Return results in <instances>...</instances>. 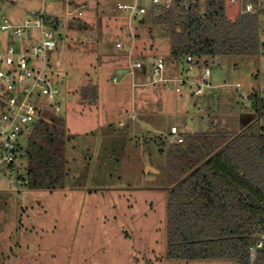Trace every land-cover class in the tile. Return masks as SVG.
<instances>
[{
  "label": "rangeland",
  "instance_id": "1",
  "mask_svg": "<svg viewBox=\"0 0 264 264\" xmlns=\"http://www.w3.org/2000/svg\"><path fill=\"white\" fill-rule=\"evenodd\" d=\"M88 1L80 16L65 0H0L2 17L12 23H22L42 9L63 20V38L49 53L47 66L59 93L53 99L44 96L41 105L44 112L62 115L67 130L64 188L31 189L10 183L8 176L0 178V264H236L227 259L166 257V154L177 143L170 139L173 124L179 125L185 137V123L198 131H236L260 119L242 96L264 87V54L227 56L215 64L212 84L226 85L214 90L215 100L209 106L193 96L189 86L177 92L176 83L170 88L162 82L148 83L141 68H131L141 51L136 48L129 55L133 33L138 40L144 38L139 46L148 48L153 42L157 49L150 47L139 54L167 52L168 43L159 29L162 26L147 14L145 26L139 23L140 18L131 19L129 26V14L119 12V28L115 33L107 31L103 16L107 13H101L99 21L95 16L94 22L90 19L93 7L97 1L107 6L120 0ZM140 1L150 5V0ZM237 7L230 3V15ZM26 38L27 46L40 42L39 30L29 29ZM117 38L125 43L127 53L115 50ZM23 41L12 38V29L0 30L4 46L21 49ZM98 46L111 53L101 57ZM109 57L129 72L110 75L103 67ZM165 63L172 76L182 71L181 62L170 55ZM89 78L100 88L96 105L82 102L77 90ZM235 83H240L241 89ZM23 144L26 149L27 140L23 139ZM20 161L27 164V158Z\"/></svg>",
  "mask_w": 264,
  "mask_h": 264
},
{
  "label": "trees",
  "instance_id": "2",
  "mask_svg": "<svg viewBox=\"0 0 264 264\" xmlns=\"http://www.w3.org/2000/svg\"><path fill=\"white\" fill-rule=\"evenodd\" d=\"M230 15L228 0H207L183 18L154 19L163 27L170 55L183 65L188 55L201 64L214 57L259 56L263 51L264 0ZM262 3V4H261ZM45 20L54 26V20ZM52 20V21H51ZM167 54V55H166ZM96 103V86L82 89ZM64 118L43 112L27 139L25 167L31 189L65 187ZM170 186L166 218V257L178 260L227 259L264 264V246L252 247L264 229V126L256 118L239 130L187 131L167 153Z\"/></svg>",
  "mask_w": 264,
  "mask_h": 264
},
{
  "label": "built area",
  "instance_id": "3",
  "mask_svg": "<svg viewBox=\"0 0 264 264\" xmlns=\"http://www.w3.org/2000/svg\"><path fill=\"white\" fill-rule=\"evenodd\" d=\"M207 0H150V6L141 3L140 0L131 2L121 1L116 3V9L125 11L130 18L141 17L151 13L153 18L174 14L178 19L188 14L195 8H203ZM231 4H238L242 13H251L256 9L254 0H228ZM262 4V3H261ZM264 6V4L262 5ZM84 4L79 5V15H82ZM31 18L22 23H12L8 18L0 16L4 24L0 23V30L12 29V38H20L24 44L21 49L13 45L0 44V178L8 176L10 183L27 185L28 179L22 158H25L23 139L27 140L34 125L45 111L41 105L44 96L55 98L59 88L55 86L47 74L49 53L59 43L54 29L45 20L44 9L31 14ZM29 29H37L40 34V42L26 45V34ZM264 54V33L261 36ZM118 48L124 49L125 45L117 43ZM131 52V51H130ZM151 77L150 83L162 82L166 88H170L174 82L175 90L181 92L185 86L190 87L194 96H202L206 90L222 87L225 83L214 85L211 77L215 63L210 59L199 64L193 55L184 59L182 71L179 75L168 77L165 75V58L163 55H155L150 58ZM145 60L136 59L131 62V68H141ZM201 65V66H200ZM199 69L198 76L194 72ZM133 73V70H131ZM237 89H241L240 83H235ZM242 101L248 106L251 103L256 114L260 117L264 126V87L252 90L242 96ZM48 109V108H47ZM60 111V106H55ZM170 139L173 142L182 143L185 137L177 126L170 129ZM264 246V229L251 252Z\"/></svg>",
  "mask_w": 264,
  "mask_h": 264
},
{
  "label": "crops",
  "instance_id": "4",
  "mask_svg": "<svg viewBox=\"0 0 264 264\" xmlns=\"http://www.w3.org/2000/svg\"><path fill=\"white\" fill-rule=\"evenodd\" d=\"M11 2H15V0H10ZM65 2H67L68 3V5L69 6H72L73 5V8L75 9L74 10V12L75 11H77V10H81L80 8H78L79 7V5H81V4H84L85 5V7L83 8V9H85V8H87L88 6H89V1L88 0H80L79 1V3H76V0H65ZM118 2H121V0L120 1H117L116 3H118ZM123 2V1H122ZM125 2H131V1H126L125 0ZM116 3L114 2V3H111V2H108L106 5L107 6H105V4H103V5H101L100 4V2L99 1H97V7H93L94 9H93V15H90V19L92 20V21H96V17H97V20L99 21V19H98V17H100V15H101V13H104V12H106L107 13V15H104L103 14V16H105V19H104V23H105V25L107 26V31H111V32H116V30H117V28H119V24H121V21H120V18L122 17V14H120L119 12H125V11H120V10H117L116 9ZM150 6V5H149ZM148 6V7H149ZM82 9V15H84V10ZM108 10V11H107ZM110 10H111V12H110ZM69 12H71V11H69ZM125 13H127V12H125ZM47 14V16H49L50 18H52V20H54V26H52L51 25V27L54 29V31H55V33L56 32H59V36H60V38L58 37V40H59V43H58V46L60 45V39L61 38H63L62 37V33H61V30H60V28H63L64 27V22H63V20L61 19V17L60 16H58V15H54V14H48V13H46ZM120 14V15H119ZM82 15H80V16H82ZM128 15V14H127ZM147 15H149V17H150V19H151V21L154 23V19L155 18H153L152 17V15H151V13H150V11H149V13L147 14ZM0 16H3V14H2V12H0ZM96 16V17H95ZM102 16V15H101ZM129 17V26H130V21H131V19H133V18H140V20H139V23H141L142 25H146V22H148L147 21V18L148 17H146V15H144V16H141V17H133V18H130V15L128 16ZM16 19V18H15ZM16 20H18V19H16ZM51 20V21H52ZM100 21H101V19H100ZM18 23V22H17ZM144 25V26H145ZM159 25V24H158ZM150 26V25H149ZM161 26V25H160ZM115 29H114V28ZM151 27H154V26H151ZM157 27H159V26H157ZM159 29H160V33H162V38H165V40H166V42L168 43V39H167V37H166V34L164 33V30H163V27H159ZM119 30V29H118ZM100 32V31H99ZM134 35H133V43H132V45H131V49L129 50V55L131 56V55H133V51L137 48V49H139V50H141L140 52H138V53H136L138 56L137 57H135L136 59H142V60H145V64L143 65V67H141V70H140V72L141 73H143V75L145 76V79H146V81L148 82V83H150V77H151V63L149 62V61H151L150 60V58L152 57V56H155V55H163L164 56V54H162V53H153V52H151V51H148L147 53H145V55H142V54H139V53H141L142 51H144V50H149V48L151 47L152 49H154V44H153V42H151L150 43V45H148V48H143L141 45L139 46L138 45V43H139V41H140V39H144V38H140L139 37V40H138V37H137V35H136V33H133ZM56 35H57V33H56ZM115 36H117L116 34H114ZM140 35V34H139ZM118 42H121V43H123L124 45H125V43L121 40V39H119V38H117L116 40H115V43H114V45H115V50L118 52V53H122V54H124V53H127L128 52V50H127V47H126V45H125V47H124V49H122V48H118L117 47V43ZM142 47V48H141ZM150 48V49H151ZM154 50H157L156 48L154 49ZM131 51V52H130ZM98 53H99V55L101 56V57H103V56H106V54L107 55H109L110 53H111V51H110V49L109 50H107L106 49V47H104V46H100V48H99V46H98ZM142 57V58H141ZM164 58L166 59V57L164 56ZM111 60V61H110ZM107 62H108V64H106V62H105V64H104V68H105V70H106V68L110 71V75H113V76H115L117 73H119V74H122V76H124V74H127L128 72H129V69H128V67H126V66H123L121 63H119V61H117L115 58L113 59V58H107ZM148 63H149V66H148ZM202 65V64H201ZM200 65V66H201ZM181 66H182V63H181ZM116 73V74H115ZM165 75H168V77H174V76H177V75H179V74H177V75H174V76H172V75H170V73H169V71L166 69V63H165ZM199 73H200V70L199 69H197L195 72H194V76H198L199 75ZM115 79L117 78V77H114ZM94 80V79H93ZM93 80L91 79V78H89V81H87V82H85V83H82L79 87H78V92H79V95H80V99H81V101L82 102H84L85 104H87V105H96L97 104V102L96 103H93V104H91V103H87L85 100H83V93H82V89L83 88H85L86 86H90V85H92V86H96V88H97V91H98V99H99V97H100V88H99V85L98 84H96V83H94L93 82ZM217 88H219V87H217ZM216 88H212V89H208V90H206V92L202 95V96H196V97H200V98H202V100H204L205 102H204V104H207V105H212V103L214 102V100H215V96H216V93L214 92V90H215ZM191 92V91H190ZM192 94V93H191ZM193 95V94H192ZM194 96V95H193ZM73 97L72 96H70V99H72ZM212 101V102H211ZM144 126H147V123H144L143 124ZM172 126H177L179 129H180V127H179V125H175V124H173ZM171 126V127H172ZM191 127L193 128V130L191 129ZM185 128L187 129V131H191L192 133H194V132H197L198 130H196V128H195V126H193L192 124H189V123H185ZM187 131H185V132H187ZM180 132H181V130H180ZM182 134V133H181ZM183 135V134H182ZM184 136V135H183ZM166 156H167V154H166ZM166 167H167V163H166ZM148 168H150V166H148ZM156 171V170H155ZM170 187V186H169Z\"/></svg>",
  "mask_w": 264,
  "mask_h": 264
},
{
  "label": "water",
  "instance_id": "5",
  "mask_svg": "<svg viewBox=\"0 0 264 264\" xmlns=\"http://www.w3.org/2000/svg\"><path fill=\"white\" fill-rule=\"evenodd\" d=\"M212 62H214L215 64H220V63H221V58H220V57H214V58H212ZM191 129L193 130L192 127H191ZM150 168L153 169V170H156V169H155L154 167H152V166H150ZM251 256H252V260H253V258H254V252H253V251H252Z\"/></svg>",
  "mask_w": 264,
  "mask_h": 264
}]
</instances>
